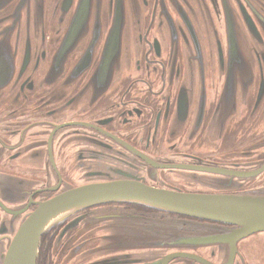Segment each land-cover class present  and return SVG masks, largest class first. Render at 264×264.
<instances>
[{
    "label": "flooded vegetation",
    "instance_id": "af4514ba",
    "mask_svg": "<svg viewBox=\"0 0 264 264\" xmlns=\"http://www.w3.org/2000/svg\"><path fill=\"white\" fill-rule=\"evenodd\" d=\"M118 1L90 11L87 0L82 41L64 61L57 50L80 0L60 32L47 21L30 54L26 16L10 15L18 0L0 10V255L28 212L70 187L130 176L215 191L195 178L224 175L210 167L235 176L236 188L221 191L264 193V63L246 107L223 117L221 138L207 136L221 127L215 111L229 67L227 13L238 14L246 39L264 54V0H136L142 15L127 18L122 66L106 86V75H94ZM130 213L166 215L130 201L80 208L42 233L36 264H264V231L230 248L116 244L114 222Z\"/></svg>",
    "mask_w": 264,
    "mask_h": 264
},
{
    "label": "water",
    "instance_id": "95a60500",
    "mask_svg": "<svg viewBox=\"0 0 264 264\" xmlns=\"http://www.w3.org/2000/svg\"><path fill=\"white\" fill-rule=\"evenodd\" d=\"M12 1L0 0V10ZM100 1V6H93L100 4ZM72 2L73 0H18L10 15L26 16V53L32 52L31 42L40 49L38 34L44 36V26L48 20L57 24L56 31L60 32V27L70 16ZM88 7L87 0H80L72 25L57 50L58 55L64 56L63 61L67 54L78 49L82 41L83 28L86 26L85 9ZM103 7V0H91L90 11H102ZM139 13L141 17V5L136 0H129V8L125 0L118 1L103 54L94 75L95 80L101 81L102 76L106 75V86H109L114 69H121L122 58L126 53L125 44L129 39L127 18L133 16L136 19ZM227 23L229 67L215 111L218 115L216 124L221 125L222 131L221 127L217 130H214L215 126L212 127L207 136L213 139L223 135L224 116L237 115L246 107L256 69L260 63H264V54L258 42L253 38L246 39V28L236 12L227 13ZM251 30L254 28L251 27ZM29 33H34V36ZM42 50H45L44 39ZM207 170L219 171L225 175L195 176L203 186L208 185L210 189L215 188V191H189L164 184L153 185L130 176L111 182L67 188L53 198L40 202L24 216L6 249H2L0 264H36L43 232L80 208L106 201L136 202L162 210L166 214L164 218L159 215L147 218L132 213L123 216L121 220L114 222L112 227L111 240L116 244L119 241L133 240L139 243L134 246L149 244L181 247L218 242L225 244L223 247L227 248L226 245H229L230 248L240 238L253 232L264 231V193L221 191L233 186L236 188L234 182L237 181L233 180L235 176L227 170L210 167ZM222 223L233 226L226 227Z\"/></svg>",
    "mask_w": 264,
    "mask_h": 264
}]
</instances>
